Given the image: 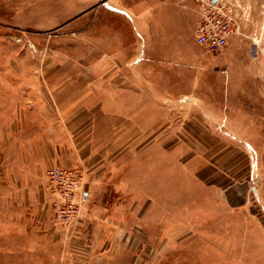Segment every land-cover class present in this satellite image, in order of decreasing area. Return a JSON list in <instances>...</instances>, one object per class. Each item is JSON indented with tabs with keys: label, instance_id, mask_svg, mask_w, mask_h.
<instances>
[{
	"label": "rangeland",
	"instance_id": "rangeland-1",
	"mask_svg": "<svg viewBox=\"0 0 264 264\" xmlns=\"http://www.w3.org/2000/svg\"><path fill=\"white\" fill-rule=\"evenodd\" d=\"M193 1L0 0V264H83L101 200L60 225L56 167L139 186L94 264H264L263 91L197 43Z\"/></svg>",
	"mask_w": 264,
	"mask_h": 264
},
{
	"label": "crops",
	"instance_id": "crops-1",
	"mask_svg": "<svg viewBox=\"0 0 264 264\" xmlns=\"http://www.w3.org/2000/svg\"><path fill=\"white\" fill-rule=\"evenodd\" d=\"M168 1H170L172 6H176V4L171 3L172 0ZM186 1L192 5L194 3L193 0ZM243 3L249 9V18L248 20H241L240 28L233 33L228 45L220 51L218 54V64L223 74H226L225 71L228 73L232 72L233 78H238L240 85L243 81L245 86H252L253 91H263V95L260 94V99L264 101V67L261 61V52L256 47L253 40L255 34L264 33V28H262L264 23V0H243ZM228 83L226 84L227 86L230 85V83ZM234 85L235 84H233V86ZM258 131V133H264V131ZM87 171L88 170L85 171L84 177L86 200L90 203L92 198L96 197V200L98 197L101 202L91 209V219L87 222L83 221V224L80 226L78 261L83 264H94L99 262L96 258V254L93 256V254H90L92 252H89L88 255H85L82 250H84L87 245L104 247L112 244L118 232L115 221L117 216L129 214L127 206L123 207L122 201L125 199L127 201L128 198L132 200L139 199V186L134 189L130 185V182L132 183L134 178H113L112 175L103 176V178H88ZM93 173V170L89 172L91 175H93ZM113 173L112 171V174ZM116 174L117 172H115V175ZM140 179L141 178H138L137 180ZM154 179H156L158 183L161 182V178ZM169 180L175 181V178H170ZM88 181L89 183L87 185L86 183ZM166 181L167 180H164V182ZM97 185L100 190H96ZM119 200L121 201L120 207L117 206Z\"/></svg>",
	"mask_w": 264,
	"mask_h": 264
},
{
	"label": "built area",
	"instance_id": "built-area-1",
	"mask_svg": "<svg viewBox=\"0 0 264 264\" xmlns=\"http://www.w3.org/2000/svg\"><path fill=\"white\" fill-rule=\"evenodd\" d=\"M195 1L200 14L195 38L199 45L212 52L223 50L233 33L240 28L241 20L249 18V9L243 0ZM253 40L261 52L264 67V33L255 34ZM49 174L55 193L54 206L58 222L62 226H71L84 212V181L81 172L77 169L56 167L50 170Z\"/></svg>",
	"mask_w": 264,
	"mask_h": 264
}]
</instances>
